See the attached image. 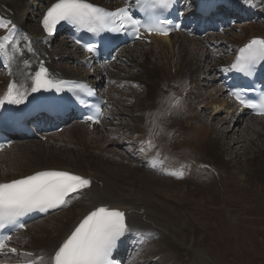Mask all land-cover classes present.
Instances as JSON below:
<instances>
[{
    "label": "bare ground",
    "instance_id": "bare-ground-1",
    "mask_svg": "<svg viewBox=\"0 0 264 264\" xmlns=\"http://www.w3.org/2000/svg\"><path fill=\"white\" fill-rule=\"evenodd\" d=\"M86 1L105 8L122 6L120 3H112L113 0ZM251 1L261 2L254 10V16H264V0ZM54 2L56 0H0V21L8 25L7 28H0V36L6 33L11 24L19 26L35 42L38 62L44 60L51 71L63 79L87 81L92 85L102 84L103 89L107 87L108 105L120 101L125 104L134 100L136 117L132 118V123L121 127L114 118L117 113L110 115L109 124L103 122L99 127L70 124L69 128H74L75 136L69 139L76 138L82 151H71L66 145L58 147L65 137L62 134L44 136L46 143L15 140L9 149L0 151V182L44 170L68 171L91 180L90 189L72 200L65 216L49 224L38 220L31 223L25 232L17 233L26 241L13 246L17 248V253L9 252L13 258L3 259V262L28 264L32 260L35 264H51L53 251L80 218L96 207L105 206L126 213L127 222L132 229L128 233L129 237L137 242L134 248L136 250L128 256L131 263L137 255L141 257L147 251L150 258L151 255L157 259L160 257L164 263L183 264L181 260L190 257L196 264H210L197 249L204 237L197 236L192 229V215L188 214V208L180 210L182 205L188 207L186 195L193 187L187 181L194 174V168L186 164V159H176L174 152L181 149L182 145L188 146L196 157L204 156V160L219 165L228 176L236 195L241 194L264 203V118H247L244 116L247 115L246 112L235 104L220 99L218 93L224 91L220 85L215 90L212 88L209 93L201 94L200 64L204 60L208 62L209 71L204 77L210 81L214 78L215 69L223 66L227 60L221 59L217 63L214 58L216 53L207 49L202 39H188L184 34H174L170 38L155 37L149 43L136 42L133 46L122 49L117 61L119 62L120 56L123 57V52L134 49L123 58L124 66L126 62L134 64L133 67L137 65V73H127L123 65L116 68V61L109 66L111 70L115 69L112 73L109 68L100 65L85 70L82 74L80 59L84 57L80 56L79 50L71 43L64 40L54 46L40 43L43 40L39 28L41 13ZM229 13L231 12L227 15ZM228 16L234 18L231 14ZM238 19L244 20L242 17ZM240 32L242 34L238 38L230 39L224 45L229 48L240 46L251 38H264V23L260 26H241ZM211 41L219 42V39ZM137 45L143 47L137 48ZM221 47V51L225 52L223 45ZM29 61L27 51L10 61L18 80L28 79L22 66ZM31 69L35 70L33 67ZM9 75L8 72H0V96ZM121 86L129 92L128 95L118 93ZM134 86L141 87L143 92L137 93ZM206 86L211 85L208 82L204 87ZM174 96L181 99L182 108L179 110L171 107L170 98ZM201 108L225 109V123H220L217 119L213 126L202 124L198 112ZM125 113V110L119 111L118 115ZM210 116L204 115L206 122L212 121ZM224 124L233 125L232 130L223 127ZM240 126V136L235 138ZM120 128L127 134L125 141H122L127 149L126 154H119L117 148L121 145H115L117 148L111 149V142L107 140L114 136L111 131H118ZM105 131H109L108 136ZM229 138L232 143L226 141ZM50 140L52 143L54 141L53 145H50ZM147 140H152L155 147L149 149L146 143H141ZM241 149L243 153L239 152ZM136 152L139 153V156L136 155L139 159L134 157ZM154 160L163 163L153 167ZM172 172L183 175L169 174ZM155 247L159 249L155 250ZM23 253L32 255L26 256ZM36 257H40V260L36 261Z\"/></svg>",
    "mask_w": 264,
    "mask_h": 264
},
{
    "label": "snow or ice",
    "instance_id": "snow-or-ice-1",
    "mask_svg": "<svg viewBox=\"0 0 264 264\" xmlns=\"http://www.w3.org/2000/svg\"><path fill=\"white\" fill-rule=\"evenodd\" d=\"M246 3L250 0H245ZM152 9L167 10L173 7L174 0H149ZM137 6L144 11L146 5L137 0ZM132 6L118 8L115 11H106L86 0H56L52 3L42 17V27L45 33L51 37L57 25L62 21L73 24L77 27L86 28L91 33L100 31L122 32L141 38V30L148 34L161 36L169 35L172 30H181V24L166 18L153 16L147 21L136 18L131 12ZM9 24L11 22L9 21ZM0 21V28H7ZM17 28L11 24L7 35L0 37V56L7 58L9 47L15 50ZM80 41L78 40L77 43ZM86 51L96 53L94 44L84 45ZM259 61H264V40L253 39L249 44L240 49L235 62L230 65V70H235L245 75H250L252 66ZM31 93L41 90L54 89L62 92L67 86L68 91L90 93L91 89L86 84L67 85L65 81H53L48 78V70L41 61L39 70L31 77ZM22 87V86H21ZM248 89H234L229 95L234 97L236 102L243 108L254 111L256 115L264 117V93L259 98H249ZM29 93L27 89L20 91L15 84L10 83L3 98H0V105L5 101L11 104L23 103ZM171 107L181 109L180 97L170 98ZM86 120L99 123L94 116H87ZM155 126V125H154ZM149 149L155 145L152 140L142 141ZM0 145V149H2ZM141 150H144L143 148ZM163 161L154 160L152 166L156 167ZM171 175H183V173L172 172ZM90 180L68 171H37L35 174L23 176L18 179H11L8 182H0V228L6 224L13 223L17 217L23 216L33 210L55 209L67 205L73 194H79L82 190L90 187ZM20 227H24L23 224ZM127 222L126 213L119 209L109 207H96L90 211L71 232L70 235L59 245L52 259V264H114L112 260L113 250L117 247L118 241L131 232ZM12 236L0 237V252L17 253V248L10 247L9 241ZM31 256V253H23ZM28 264H35L29 260Z\"/></svg>",
    "mask_w": 264,
    "mask_h": 264
},
{
    "label": "rangeland",
    "instance_id": "rangeland-1",
    "mask_svg": "<svg viewBox=\"0 0 264 264\" xmlns=\"http://www.w3.org/2000/svg\"><path fill=\"white\" fill-rule=\"evenodd\" d=\"M230 14L231 13H229L228 15ZM256 17L258 18L257 22H254L253 19L250 20L253 22L244 19L243 21L238 22L232 28H229V30H227L223 36H218L217 39H221L223 42H229L230 39L238 38L242 34V32H240L241 26L250 27L251 24L255 26L262 25V23H264V16H254L253 18ZM236 18L238 17L236 16ZM190 38L191 37H188V39ZM60 40L63 39L61 36H58L54 40L52 46L56 45ZM235 40L237 41V39ZM141 47L143 46L137 45V48H141ZM223 47H224V51H227L229 49L225 45ZM133 50L134 49L126 50L125 52L122 53V56L123 57L128 56ZM123 57L120 56L119 62L118 61L116 62L115 64L116 68L122 65L124 66L125 58ZM218 61L219 60H217L216 62L218 63ZM133 66L134 64H131L130 62H126L123 69H126L127 73H132V72L137 73L138 72V69H136L137 65L135 67ZM201 68L203 71H201ZM208 68H209L208 62L206 63L204 60V63L202 62L200 64V73H199L201 76L199 80V86L202 95H204L205 93H209L212 88L215 90L216 87H219V84L216 82L215 76L210 81L204 77V75H206V72L209 71ZM109 71L113 72L115 71V69L114 70L109 69ZM82 74H83V70H82ZM208 82L209 85L211 86L204 87L205 84ZM134 89L137 90V93L139 94L143 92V89L141 87L138 88L137 86H134ZM117 91L121 95L123 94L128 95L129 93L125 89H123L122 86ZM218 97L220 99H225L224 91L222 93H218ZM122 104L123 103L121 101L120 103L112 102L110 104L111 106L110 115H112L113 113L115 114L117 113L114 116V118L117 119V123L120 125V127L121 125L122 126L126 125V123H132L133 122L132 118L136 117V113L134 109L135 107L134 100H131L129 103L126 102L125 104L123 105ZM123 110H125L126 113L118 115L119 111H123ZM198 112L201 115L200 119L202 124L205 125L212 124L213 126L216 124L217 119L220 121V123H225L224 119L227 117V114L225 113L226 110L221 108H217L215 110H211V109L207 110L201 108L198 110ZM209 114L211 115L210 117L212 118L211 121L212 123L206 122V120L204 119V115H209ZM246 114L247 115L244 116L250 118L251 115H249L248 113ZM110 122H111V116L105 121V123L109 124ZM69 126L70 125L63 126V130L61 132L55 133V134H59L60 136L61 134L65 135L63 140L59 142V145L58 143L56 145H58V147H63L64 145H66L67 148H69V150L71 151H77V150L82 151V147L79 146L78 140L76 138L69 139L75 136V131H73L74 128H69ZM223 127H228L229 130H232L233 125L229 126L227 124H224ZM241 127L242 126L238 127L237 130L234 129L237 131L235 134L236 137L234 136L235 138L240 136V131L242 129ZM213 128L214 127H212V129ZM105 132H107V136H108L109 131H105ZM110 133L114 134V136H111V138L106 137L107 140L111 142L109 143L111 144L110 148L116 149L117 147H115V145H117L118 147L121 145L120 148H117L119 154L120 152L121 153L123 152L122 154H126L127 149L125 148L126 146H124L122 141L123 142L125 141L124 138L127 137L126 136L127 134H125V132L122 131L121 128L118 131L113 130ZM116 134L119 135L117 136ZM31 140H36L41 143H46L47 141L46 137L36 138V139H23V140L16 139V141H27V142ZM226 141L232 143V140L230 138L227 139ZM49 143L50 145L51 144L53 145L54 141L52 143V140H50ZM242 144L243 143L241 142L240 145ZM242 149L239 151L240 153L242 152ZM10 151H12V149ZM174 153L177 156L176 159L178 160L181 159L183 161L186 159L187 160L186 164L190 167L193 166L194 168V172H192V174L194 173L192 175L193 178L191 177V179L187 181V184L190 183V186L193 187V189L188 193V195H186L187 197L186 200H188L187 202L189 204L188 207L186 205H185L186 207L182 205L180 207V210L184 208H188L187 209L188 214L192 215V219H191L193 221L192 229L194 230V232L196 231L197 236H201L202 238L204 237L202 243L197 246V249H199V251L202 252L203 256L207 259V261L210 264H264V203H261L260 200L253 201V198L251 196L250 197L252 199L243 197L241 194L236 195V193H234V188L229 183L228 176L222 171L219 165L215 163L213 164L208 160H204V156L203 157L199 156L200 157L199 159V157L198 156L196 157V155L192 152V150L188 146L182 145L181 149L175 151ZM135 156L136 154L134 153V157ZM135 158L139 159V157L137 156ZM68 209L69 208L60 211L58 213L56 212L50 214L47 218L45 217L44 219H40V220H43L46 224L53 223L59 220L61 217L65 216ZM23 241L25 242L26 240L20 238V235H16L12 239L11 245L13 247L16 244H19L20 242ZM157 249L159 248L155 247V250ZM140 252H136V254H139ZM148 253L147 251L143 252L141 257L137 255V257L139 258L142 264L145 262L146 264H172L171 262L164 263L161 260L162 258L160 257L158 259L152 257L154 255H151L150 258V253L149 254ZM166 257H168V255ZM16 261L19 262L18 260ZM182 261L183 264H191V263L196 264V262H194V260H191L190 257L187 259H182L181 262Z\"/></svg>",
    "mask_w": 264,
    "mask_h": 264
}]
</instances>
